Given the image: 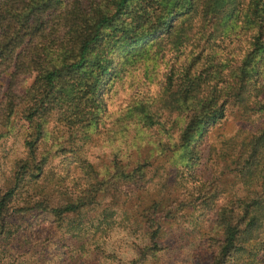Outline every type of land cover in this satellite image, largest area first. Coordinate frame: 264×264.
Here are the masks:
<instances>
[{
    "label": "trees",
    "instance_id": "obj_1",
    "mask_svg": "<svg viewBox=\"0 0 264 264\" xmlns=\"http://www.w3.org/2000/svg\"><path fill=\"white\" fill-rule=\"evenodd\" d=\"M165 1L0 0V130H8L0 133V139L11 137L18 123L29 128L11 185L0 191V264H15L22 251L14 218L33 211L55 224L95 202L99 191L86 176L92 172L86 161H80L85 178L66 182L67 189L57 196L67 198L63 203L54 196L56 191L41 194L38 184L46 175V161L38 149L52 117L77 131L90 119L104 88L117 77L112 51L118 43L139 37L144 46L162 40L176 51L189 43L201 51L179 68L172 67L163 87L161 110L177 112L186 122L181 140L198 127L206 135L225 119L229 105L264 121V0H188L180 11ZM225 15L249 27L250 49L237 67L210 55L201 64L206 48L200 44L220 36L195 31L194 25L206 23L210 29ZM200 33L204 38L190 42ZM28 76H33L30 85L25 84ZM161 113L146 112L149 127L165 130ZM222 157L224 171L235 174L244 196L226 199L215 186L201 185L197 199L180 203L198 211L201 224L209 222L214 231L203 243L205 251L196 255L199 264H264V124L243 139L229 140ZM66 177L70 178L68 173ZM144 221L155 223L150 217ZM153 247L142 250L131 264L144 262ZM39 254L46 261L45 251Z\"/></svg>",
    "mask_w": 264,
    "mask_h": 264
},
{
    "label": "rangeland",
    "instance_id": "obj_2",
    "mask_svg": "<svg viewBox=\"0 0 264 264\" xmlns=\"http://www.w3.org/2000/svg\"><path fill=\"white\" fill-rule=\"evenodd\" d=\"M187 1L165 2L180 11ZM238 22L235 16L225 15L210 29L206 23L194 25L195 31L220 36L200 44L206 48L201 64L210 55L212 60L239 65L250 49V34L249 27ZM195 36L190 42L205 35ZM112 52L118 64L117 77L104 88L90 119L77 131L52 117L38 149L40 159L46 161V175L38 184L41 194L56 191L57 197L67 189L66 182L84 179L80 161H86L92 166L86 176L99 191L95 202L66 214L55 224L44 214L36 217L33 211L14 218L22 236V251L15 264H131L142 250L153 247V241L158 247H153L141 264H199L196 255L205 251L203 243L214 231L209 222L201 224L198 211L182 208L180 203L190 197L197 199L201 185L215 186L226 199L245 194L235 174L224 171L222 154L229 140L258 131L264 121L257 114H244L229 105L225 119L206 135L198 127L188 139L181 140L186 122L177 112L161 110L170 69L179 68L201 51L190 43L176 51L162 40L144 46L138 37L134 42L118 43ZM32 81L33 76H28L25 84ZM148 110L162 112L159 121L165 130L159 125L149 127L145 119ZM28 129L18 123L11 137L0 139V191L11 185L15 163L24 154ZM115 183H120L119 189H113ZM57 198L60 203L67 200L65 196ZM154 203L159 204L157 210L151 209ZM146 217L155 223L148 224ZM155 231L157 238L151 241ZM42 251L46 261L41 260Z\"/></svg>",
    "mask_w": 264,
    "mask_h": 264
}]
</instances>
